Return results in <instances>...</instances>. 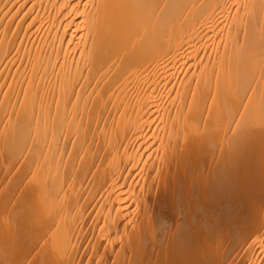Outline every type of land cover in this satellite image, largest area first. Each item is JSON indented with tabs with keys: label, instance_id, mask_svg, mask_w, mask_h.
<instances>
[{
	"label": "bare ground",
	"instance_id": "6f19581e",
	"mask_svg": "<svg viewBox=\"0 0 264 264\" xmlns=\"http://www.w3.org/2000/svg\"><path fill=\"white\" fill-rule=\"evenodd\" d=\"M0 264H264V0H0Z\"/></svg>",
	"mask_w": 264,
	"mask_h": 264
}]
</instances>
